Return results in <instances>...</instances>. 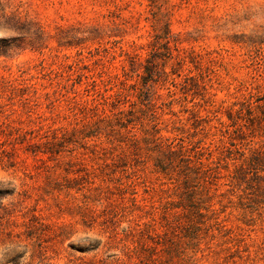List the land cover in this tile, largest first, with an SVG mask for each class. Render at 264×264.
<instances>
[{"label": "rangeland", "instance_id": "rangeland-1", "mask_svg": "<svg viewBox=\"0 0 264 264\" xmlns=\"http://www.w3.org/2000/svg\"><path fill=\"white\" fill-rule=\"evenodd\" d=\"M0 44V264H264V0H0Z\"/></svg>", "mask_w": 264, "mask_h": 264}, {"label": "trees", "instance_id": "trees-1", "mask_svg": "<svg viewBox=\"0 0 264 264\" xmlns=\"http://www.w3.org/2000/svg\"><path fill=\"white\" fill-rule=\"evenodd\" d=\"M3 18H5L4 15H3ZM5 19L11 23V24H9L11 28H13V29H15V30L22 31V29H23V24L20 23L18 20H16L14 16H12V17H6ZM163 39H165V41H166L167 38L164 37ZM6 47H7V45H5V44H0V50H2L3 48H6ZM145 73H146V75L149 74L147 68H145ZM148 105H151V104L148 103ZM260 111H261L262 121H263V123H264V106L261 107V110H260ZM259 126H260V124H259ZM171 153H172V152H171ZM263 157H264L263 154L260 155V153H256V155H254V156L252 157V159H251V161L253 160L252 163H251V165H252V164H253V165H254V164H257L258 162H260V160H261ZM187 161H188V160H187ZM253 162H254V163H253ZM186 168L189 169V170L192 169V168L187 167V166H186ZM196 169H197V168H196ZM155 244L158 245L159 242H156ZM147 251H148V254H149L148 257L150 258V262H151V264H156L157 258H155V257L157 256V248H156V247H151V246H149V247L147 248ZM154 256H155V257H154ZM172 260H173V258L169 257V258L167 259L166 264H172ZM99 264H112V263H107V262H105V261H100Z\"/></svg>", "mask_w": 264, "mask_h": 264}]
</instances>
